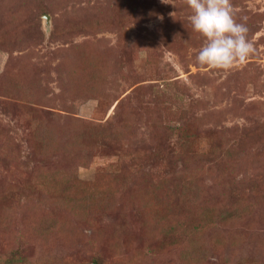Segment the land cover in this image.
<instances>
[{
    "label": "rangeland",
    "instance_id": "obj_1",
    "mask_svg": "<svg viewBox=\"0 0 264 264\" xmlns=\"http://www.w3.org/2000/svg\"><path fill=\"white\" fill-rule=\"evenodd\" d=\"M230 2L220 69L186 0H0V264H264V0Z\"/></svg>",
    "mask_w": 264,
    "mask_h": 264
},
{
    "label": "clouds",
    "instance_id": "obj_2",
    "mask_svg": "<svg viewBox=\"0 0 264 264\" xmlns=\"http://www.w3.org/2000/svg\"><path fill=\"white\" fill-rule=\"evenodd\" d=\"M192 30L204 37L195 56L201 66L229 69L256 53L246 23L238 22L230 0H186Z\"/></svg>",
    "mask_w": 264,
    "mask_h": 264
},
{
    "label": "trees",
    "instance_id": "obj_3",
    "mask_svg": "<svg viewBox=\"0 0 264 264\" xmlns=\"http://www.w3.org/2000/svg\"><path fill=\"white\" fill-rule=\"evenodd\" d=\"M183 117H187V116H183ZM45 130H47V129H45ZM47 133V131H43V130H41V132L39 131V137L40 136H42V139H44V140H47V138H48V140L51 138V137H53V135L55 134V133H53V131L52 130H50V132H49V134H46ZM38 135V134H37ZM55 136V135H54ZM209 217V219H211V218H213V217H211V216H208ZM208 220V219H207ZM212 221L214 222V220L212 219ZM206 223L207 222H204L202 225H204V226H206ZM197 225V224H196ZM201 225V226H202ZM203 227V226H202ZM180 230H184V228H182V227H180ZM35 233L36 234H43L44 236H45V238H47V237H49V235H48V233H44V231L43 230H39L38 228L37 229H35ZM190 241V243H189V245H190V247H189V250L191 251V250H196V247H195V241H196V239H194V238H192V239H190L189 240ZM187 253V252H186ZM14 256V255H13ZM189 257H191L190 255H189ZM3 262H6V260H4ZM7 262H8V264H34V262H31V261H25L22 257L20 258V257H13L12 259H8L7 260Z\"/></svg>",
    "mask_w": 264,
    "mask_h": 264
},
{
    "label": "water",
    "instance_id": "obj_4",
    "mask_svg": "<svg viewBox=\"0 0 264 264\" xmlns=\"http://www.w3.org/2000/svg\"><path fill=\"white\" fill-rule=\"evenodd\" d=\"M46 18H48V15L46 16Z\"/></svg>",
    "mask_w": 264,
    "mask_h": 264
}]
</instances>
